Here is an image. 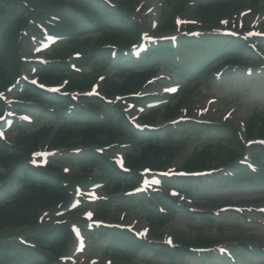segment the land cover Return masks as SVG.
Here are the masks:
<instances>
[{
	"label": "trees",
	"instance_id": "16d2710c",
	"mask_svg": "<svg viewBox=\"0 0 264 264\" xmlns=\"http://www.w3.org/2000/svg\"><path fill=\"white\" fill-rule=\"evenodd\" d=\"M163 1L170 7V14L166 16L162 12L155 32L173 31L175 18L191 2H196L202 30L190 36L187 33L192 27H188L176 46L170 39L152 43L136 58L132 49L140 44L141 33L146 28L137 14L140 0H44L45 26L60 42L52 46L46 62L35 61L30 65L28 70L35 72L38 84L24 78L20 52L19 30L28 23L31 14L28 10L33 8L13 2L9 16L0 20V117L13 108L19 113L37 114L35 120L55 119L30 131L16 120L12 129L17 130V142H6L0 137V168L6 173L10 171L0 173V264H63L60 259L67 254L72 236L63 225H41V215L70 205L72 190L57 168L74 159L81 170L72 176V183H102L108 193L118 195L120 207L144 206L150 239H161V234L153 235L170 222L175 202L163 194H153L163 206L160 211L150 196L137 192L135 187L141 170H166L185 147V138L174 137V129L155 127L158 117L171 120L179 116L190 94L172 98L163 108L141 117L140 123L150 127L145 130L133 127L122 106L106 99L121 96L135 104L158 100V95L144 93L171 60L188 81L210 71H227L229 75L233 72L237 76L240 67H261L264 63L243 36L217 30L222 19H232L243 10L259 14L264 10V0ZM75 54L79 57L74 58ZM71 59L74 67L69 62ZM106 69H111L110 76L105 75ZM97 83L104 98L79 95ZM61 85V90L53 89ZM11 96L9 106L4 97ZM197 127H194L195 139L202 145L185 158L179 169L188 173L215 172L205 174V178H174L181 193L191 196L193 185L203 179L236 186L251 181L248 179L254 174L261 177L260 171L252 173L240 164L246 148L237 133L221 138V128L226 126L213 121ZM245 127L247 139H264V114H253ZM186 128L184 123L178 126V130ZM223 140L227 143L223 144ZM43 146L59 150L50 160L49 168L35 167L30 161L32 154ZM115 151L123 153L127 171L118 169L107 157L106 152ZM251 156L255 163L264 165V158H258L254 150ZM15 169L17 174L13 173ZM96 169L97 176L92 177ZM94 206L97 219L111 221L113 200H99ZM181 210L191 215L187 209ZM75 221L82 227L86 224L80 217ZM85 230L87 234L107 238V253L116 262L135 258L142 249L178 262H185L194 255V250L202 249L199 255L202 260L215 261L219 255L214 247L222 243L215 238L196 236L169 247L137 238L117 227ZM18 234L25 237L26 244L17 239Z\"/></svg>",
	"mask_w": 264,
	"mask_h": 264
},
{
	"label": "rangeland",
	"instance_id": "374dc122",
	"mask_svg": "<svg viewBox=\"0 0 264 264\" xmlns=\"http://www.w3.org/2000/svg\"><path fill=\"white\" fill-rule=\"evenodd\" d=\"M13 2H22L33 8L32 11L28 10V12H31L28 23L23 30L19 31L21 32L20 52L23 72L27 78H34L33 72L28 70L30 65H32V61L48 59V55L51 52V48L48 46L54 43L53 39H49L46 33L51 32L44 23L45 16L42 10L44 0H0V20L9 16V8L15 4ZM139 3L140 9L137 14L140 17V23L143 27L146 26L144 33L152 34L151 36L163 35L155 31L161 20L162 12H166L167 15H165L169 16L170 7H166V2L163 0H140ZM176 23L177 32L186 26L198 28L202 25L199 20L196 2H191L186 7L185 11L176 19ZM231 23L239 26L241 31L264 32V10L259 14H252L245 10L239 17H234L230 21ZM227 26L228 23L222 24L223 29L227 28ZM256 44L259 50L264 53V44L260 42H256ZM253 47H255V44ZM174 63L171 60L168 66L163 67L157 75V82L151 88L145 90L148 94L159 96L160 99L156 103L136 105L129 104L125 99L117 100L115 97L111 98L123 106L130 118L137 120L157 108H163V105L168 103L170 99L189 92L188 104L182 108L177 119L164 120L161 117L157 119V127L160 130L174 129V137L185 138L186 141L182 152L170 165L171 174L179 170L185 158L191 155L196 147L202 145L200 140L195 139L197 131L194 127L205 125L210 123V121L225 124L226 129L221 128V138L230 137L233 132L241 137L246 148L245 158L251 159L253 150L257 153L258 158H264V142L254 143L258 141L257 139L248 145L250 141H247L245 133V125L251 116L255 113L264 114V67L251 69V71L246 73L247 75L239 73L241 75L238 76H228L227 71L222 75L210 71L209 74L199 75L188 81L185 76L179 73L173 65ZM111 74V69H106L105 75L110 76ZM189 83L192 84L189 85ZM191 88L192 90H190ZM172 89L175 90L173 91ZM33 116L36 118L37 114H33ZM54 120L51 117H42L38 120L36 119L33 123L26 124L25 128L30 131L43 123H53L55 122ZM183 123L187 124V128L178 130V126ZM16 131V129L4 131V141L16 143ZM224 140L222 143L226 144L227 142ZM57 152L59 151L43 146L37 153L38 158L36 157L39 160V165L42 167L50 166L48 156L52 154L53 156L58 155L59 153ZM107 155L110 159L122 157L118 153H107ZM253 165L264 174V165L255 163ZM97 169L92 177L97 176ZM80 170L76 159L57 168L60 176L64 174L63 179L68 182V187L70 186L72 190L73 202L65 210L49 212L42 218L41 225L44 223L63 225L72 236L67 256L60 260L61 263L264 264V176L262 174L261 177L254 174L248 179L251 181H248V183L243 182L247 185L236 184V186L203 179L198 184L193 185L192 194L187 197L172 190L173 187H178V181L173 179L164 182V186H153V190L157 191L158 194H163L168 200L175 202L174 205H176L174 216L171 217L170 222L163 229L160 228L158 233L152 234L153 237L158 234L162 236L159 241L154 240L157 245L164 244L163 246L170 245L172 247L173 244L175 246L177 241L196 236L215 238L222 242L218 247L229 248L234 253L235 262L230 261V259L228 261L220 259L215 261L202 260L199 254L189 256L185 262L171 261L167 255H158L152 250L145 251L146 249H142L135 258L116 262L107 253V238L99 237L95 233L87 234L86 231L82 233V231L76 230L74 227V219L83 217L94 209L89 202H83V197L76 195L83 184L72 183L71 178L74 174L80 173ZM0 173L8 174L10 171L6 173L3 168H0ZM13 173L17 174V170L15 169ZM158 173L146 170L142 172L145 176L157 181L159 180ZM83 188L94 197H97V199L110 198V200H113V208L110 210V220L112 222L127 226L134 232L146 231V237H152L151 234L149 236L148 219L144 206L120 207L118 195L108 193L102 184H95L89 188L84 186ZM151 202H154L159 210L162 211L161 203H158L156 198H153ZM183 207L195 213L190 212V216L186 215L181 210ZM64 218L68 221L59 223ZM82 236L86 238L85 241L81 239ZM79 242L84 243L83 247L79 245Z\"/></svg>",
	"mask_w": 264,
	"mask_h": 264
},
{
	"label": "snow or ice",
	"instance_id": "6c2138e0",
	"mask_svg": "<svg viewBox=\"0 0 264 264\" xmlns=\"http://www.w3.org/2000/svg\"><path fill=\"white\" fill-rule=\"evenodd\" d=\"M172 90L174 91L175 89H172ZM88 215L90 216V215H91V213H89Z\"/></svg>",
	"mask_w": 264,
	"mask_h": 264
}]
</instances>
